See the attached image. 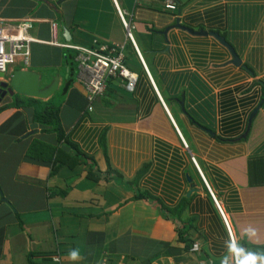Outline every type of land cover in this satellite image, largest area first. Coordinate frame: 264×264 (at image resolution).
Listing matches in <instances>:
<instances>
[{"label":"crops","instance_id":"0c3cea01","mask_svg":"<svg viewBox=\"0 0 264 264\" xmlns=\"http://www.w3.org/2000/svg\"><path fill=\"white\" fill-rule=\"evenodd\" d=\"M174 1L0 0V23L34 20L38 41L7 75L58 79L50 98L0 100V264H233L192 158L239 264H264V0ZM95 42L123 45L138 79H111L90 110L65 46ZM52 108L62 136L36 119Z\"/></svg>","mask_w":264,"mask_h":264},{"label":"built area","instance_id":"2783aa9c","mask_svg":"<svg viewBox=\"0 0 264 264\" xmlns=\"http://www.w3.org/2000/svg\"><path fill=\"white\" fill-rule=\"evenodd\" d=\"M156 3H162L164 9L168 12L175 13L178 10V6L174 0H153ZM118 13L122 22V25L126 31L127 39L132 43L140 61L143 66L144 62L141 58L140 52L134 42L131 24L127 21L118 8ZM34 20L24 19L19 22L11 23H0V73L5 74L8 78L2 79L0 81H7L11 78L8 76L9 66L16 64L20 60L27 66L30 62L31 46L33 43L38 42L32 37L31 32L33 30ZM50 32L51 40L45 42L50 46L60 47V43L57 40L58 24L54 21L50 22ZM69 49L74 50L77 53L76 62L79 66L80 79L84 85L86 91V97L90 103V110H92V104L98 97L104 96L107 91L108 81L110 79H122L125 81V87L128 91L133 92L137 82V75L132 73L126 63H125V47L123 45H105L95 42L92 47L84 48L78 46H65ZM145 70L153 83V80L145 67ZM156 89V88H155ZM157 91V90H156ZM162 101V100H161ZM163 106L166 108L162 101ZM166 111L173 123L174 121L169 114L167 108ZM184 147L187 149V144L185 140L181 137ZM192 162L197 167L208 192L216 203L218 210L222 214V217L227 226L230 239L232 240V254H233V264H239V258L236 248V242L234 236L231 232L228 221L216 200V197L212 190L210 189L204 176L201 174L199 167L194 158L191 159ZM56 263H60V258L56 257L54 259Z\"/></svg>","mask_w":264,"mask_h":264},{"label":"water","instance_id":"95a60500","mask_svg":"<svg viewBox=\"0 0 264 264\" xmlns=\"http://www.w3.org/2000/svg\"><path fill=\"white\" fill-rule=\"evenodd\" d=\"M177 27L180 26L178 25ZM220 40L230 49L231 53L233 54L232 63L236 66H240L241 60L233 52L231 46L228 45V43H226L222 38ZM0 78L6 79V75L0 73ZM41 83L42 79L38 73L31 70H16L12 73L9 80L0 81V100L4 99L8 95L13 97L16 94L34 99H47L50 98L58 88L57 78L50 86L45 88L41 87ZM256 112L257 110L252 113V116L249 120V126L251 125L252 117L256 115ZM246 134H248V132ZM191 188L192 190H196L193 186H191Z\"/></svg>","mask_w":264,"mask_h":264},{"label":"trees","instance_id":"16d2710c","mask_svg":"<svg viewBox=\"0 0 264 264\" xmlns=\"http://www.w3.org/2000/svg\"><path fill=\"white\" fill-rule=\"evenodd\" d=\"M76 56H77V53L75 52L74 54H70V55H68V58H67V60L68 61H70V65L74 68L75 67V69H76V63L74 62V59L76 58ZM111 80V79H110ZM109 80V81H110ZM109 81H108V84H109ZM68 83L69 84H71L72 83V80H69L68 81ZM15 99L16 100H14V105L15 106H18V107H21V105L22 104H26L25 103V101L24 100H26V98H22V97H20L19 95H16L15 96ZM29 100H31V101H34V102H37L36 100H34V99H28V100H26V101H29ZM53 102H51V101H49L48 103H46L44 106H49V105H51ZM23 106H25V105H23ZM54 107V106H53ZM41 108V107H40ZM39 108V109H40ZM36 119L37 120H41L42 121V125H45V126H52L54 129H55V131L56 132H58L59 133V136H62V128H61V126H60V122H59V120H58V117H57V115H56V110L54 109V108H52V110L51 111H46V113H41V112H38L37 114H36ZM41 146H42V148L44 147V145H42L41 144ZM95 175L97 176V175H100L99 173H98V171H96V173H95ZM185 234V233H184ZM189 238L185 235H180V240H182L183 242H186L187 240H188Z\"/></svg>","mask_w":264,"mask_h":264},{"label":"clouds","instance_id":"9594fccd","mask_svg":"<svg viewBox=\"0 0 264 264\" xmlns=\"http://www.w3.org/2000/svg\"><path fill=\"white\" fill-rule=\"evenodd\" d=\"M68 255H69V258L72 260H77L80 258L79 251L76 249H73L71 252H69ZM238 258H239V256H238Z\"/></svg>","mask_w":264,"mask_h":264},{"label":"rangeland","instance_id":"374dc122","mask_svg":"<svg viewBox=\"0 0 264 264\" xmlns=\"http://www.w3.org/2000/svg\"><path fill=\"white\" fill-rule=\"evenodd\" d=\"M17 64V63H16ZM15 65V64H14ZM14 65H11V66H9V69L11 68V67H17V66H14ZM8 76H10V75H8ZM6 78H8L7 76H6Z\"/></svg>","mask_w":264,"mask_h":264}]
</instances>
